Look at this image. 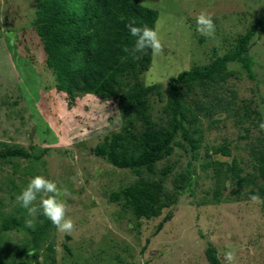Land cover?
<instances>
[{
  "label": "rangeland",
  "instance_id": "rangeland-1",
  "mask_svg": "<svg viewBox=\"0 0 264 264\" xmlns=\"http://www.w3.org/2000/svg\"><path fill=\"white\" fill-rule=\"evenodd\" d=\"M140 3L158 13L155 29L163 51L152 54L138 82L157 87L147 98L149 115L157 128L168 127L172 81L234 50L264 16V0ZM38 10V0H0V150L20 147L31 155L0 159V264H138L137 257L143 264H209V247L222 264L229 248L235 264H264L263 203L249 199L252 194L264 199L252 153L264 139L259 128L264 121V31L257 28L249 44L253 78L239 63H229L225 80L180 87L184 126L195 151L178 135L154 172L138 173L115 167L93 150L109 144L130 123L133 134H140L142 122L124 117L117 101L57 89V74L47 64L36 25ZM201 12L212 16L211 37L196 31ZM233 163L235 172L227 168ZM181 174L190 183L179 182ZM35 175L67 190L62 199L75 228L63 234L49 220L48 232L31 252L32 233L48 219L42 211L29 217L16 196ZM141 179L163 188L168 207L159 217L138 218L123 207L122 198L115 199ZM10 218L21 226L2 231Z\"/></svg>",
  "mask_w": 264,
  "mask_h": 264
},
{
  "label": "trees",
  "instance_id": "trees-1",
  "mask_svg": "<svg viewBox=\"0 0 264 264\" xmlns=\"http://www.w3.org/2000/svg\"><path fill=\"white\" fill-rule=\"evenodd\" d=\"M140 2L141 0H38L36 21L39 35L44 42L47 64L57 74L59 91H67L71 95L74 92L94 94L117 101L124 117L133 116L142 122L143 130L140 134H133V125L130 123L109 144L93 150L96 156L115 167L138 173L143 169L154 172L156 163L171 154L178 135L195 151L196 143L190 130L184 126L186 113L181 101L180 87L195 82L210 84L225 80L229 63H239L248 77L253 78L252 62L248 54L249 44L256 35L257 28L264 31L263 16L246 35L237 40L234 50L218 57L207 66L181 72L170 84L166 106L171 115L169 126L157 128L151 122L147 101L157 87L146 88L138 82V76L147 71L151 64L152 52L145 50L144 53L135 54L138 59L134 58L131 49L135 38L125 27L127 23L135 20L137 26L147 25L155 29L158 13L143 7ZM125 48L129 51H125ZM260 142L261 146L252 153L256 158L255 171L258 174L255 178H261V191L264 192V139ZM220 151L229 155L226 148ZM13 157L30 158L31 155L20 147L0 150V159ZM227 168L235 172L237 165L233 163L231 166L227 165ZM232 177L236 178L238 175ZM255 180L254 177L251 179L252 182ZM186 181L190 183V179L181 174L179 182ZM244 183L242 181L239 184ZM119 198L123 199L124 208L132 209L136 217L143 219L159 217L162 210L168 207L161 184L150 180L141 179L125 188L115 196L116 200ZM262 206L264 213V203ZM50 225V221L46 220L32 233L31 252L37 248ZM20 226L16 218H10L1 227L2 231H7ZM32 258L36 261L35 256ZM206 258L209 264H222L217 257V250L213 247L206 250Z\"/></svg>",
  "mask_w": 264,
  "mask_h": 264
},
{
  "label": "clouds",
  "instance_id": "clouds-1",
  "mask_svg": "<svg viewBox=\"0 0 264 264\" xmlns=\"http://www.w3.org/2000/svg\"><path fill=\"white\" fill-rule=\"evenodd\" d=\"M125 27L135 38L134 46L131 49L134 58L138 59L139 57L135 54L144 53L145 50H150L153 56H157L163 51L156 29L149 28L147 25L137 26L135 20L127 23ZM196 31L206 37L214 35L215 24L210 14L201 12L196 17ZM125 51H129V49L125 48ZM259 128L264 131V121L260 122ZM67 194V190L58 187L55 181L43 175H35L16 196V201L21 208L27 211L29 217H34L38 211H42V214L51 221L58 232L71 234L75 224L71 217L67 216L66 203L62 199ZM249 199L253 203H264L258 194H252ZM26 223L31 227L33 221L29 219ZM137 261L138 264H143L142 258L137 257ZM235 261V251L231 248L223 253V264H235Z\"/></svg>",
  "mask_w": 264,
  "mask_h": 264
}]
</instances>
